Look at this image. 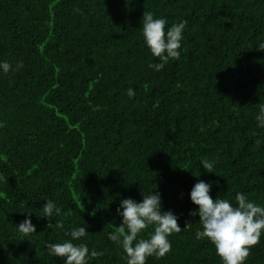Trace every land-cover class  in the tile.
<instances>
[{
    "label": "trees",
    "instance_id": "trees-1",
    "mask_svg": "<svg viewBox=\"0 0 264 264\" xmlns=\"http://www.w3.org/2000/svg\"><path fill=\"white\" fill-rule=\"evenodd\" d=\"M145 10L166 29L186 22L180 58L159 72L148 67L159 60L143 42ZM260 41L264 0H0V61L23 64L0 71V264H63L47 245L77 225L89 233L74 243L104 253L88 264H126L107 235L115 209L153 191L182 231L146 264H222L195 238L189 194L204 180L213 199L235 205L240 192L264 206ZM47 199L63 210L50 221ZM26 212L36 225L27 236L17 229ZM244 264H264V232Z\"/></svg>",
    "mask_w": 264,
    "mask_h": 264
},
{
    "label": "clouds",
    "instance_id": "clouds-1",
    "mask_svg": "<svg viewBox=\"0 0 264 264\" xmlns=\"http://www.w3.org/2000/svg\"><path fill=\"white\" fill-rule=\"evenodd\" d=\"M167 20L155 17L151 11H144L142 16L143 42L153 57L159 62L149 63L148 67L156 72L164 69L171 60H178L181 55L183 31L185 21L174 23L166 29ZM264 51V41L256 47ZM23 67L22 62L15 67L8 61H0V71L8 74ZM129 97L134 91L127 90ZM255 119L258 127L264 128V104L258 105ZM0 123V127H3ZM200 165L207 173H214L215 161L200 160ZM2 179V177H0ZM213 182L198 180L190 191V200L197 206L189 210L188 215L199 217L201 228L195 232L197 240H208L215 248L216 255L222 264H244L252 246L256 245L264 232V206L250 200L243 193H236L234 205L230 200L213 199L211 189ZM43 216L49 221L62 215V208L52 199L45 200ZM17 225V229L25 236L36 232V225L32 223L31 212ZM116 216L121 218L116 231L109 232L108 239L118 244L126 254V264H146L151 256L163 257L171 249L169 236L182 231L178 225L180 216L172 210H163L162 197L159 192H150L137 200L129 197L119 201L115 209ZM58 229L64 228L63 221H56ZM151 228L147 238H140L142 232ZM191 228V222H186L184 229ZM86 226H74L65 232L69 239L62 243L47 245L49 255L63 258V264H88L90 258L103 256V251L89 249L82 241L88 235Z\"/></svg>",
    "mask_w": 264,
    "mask_h": 264
}]
</instances>
